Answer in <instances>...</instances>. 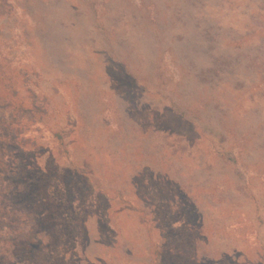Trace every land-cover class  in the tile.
Returning <instances> with one entry per match:
<instances>
[{
  "label": "rangeland",
  "instance_id": "obj_1",
  "mask_svg": "<svg viewBox=\"0 0 264 264\" xmlns=\"http://www.w3.org/2000/svg\"><path fill=\"white\" fill-rule=\"evenodd\" d=\"M0 264H264V0H0Z\"/></svg>",
  "mask_w": 264,
  "mask_h": 264
}]
</instances>
